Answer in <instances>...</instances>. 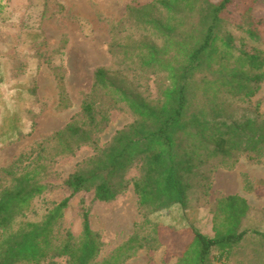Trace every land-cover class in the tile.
I'll return each instance as SVG.
<instances>
[{
  "label": "trees",
  "instance_id": "1",
  "mask_svg": "<svg viewBox=\"0 0 264 264\" xmlns=\"http://www.w3.org/2000/svg\"><path fill=\"white\" fill-rule=\"evenodd\" d=\"M263 12L264 0H151L145 7H130L128 19L140 25L142 34L115 40L116 71L96 70L93 93L80 118L52 137L60 158L73 156L82 146L96 151L65 180L69 196L52 207L39 205L49 188L38 169L20 170L17 163L28 161L27 155L0 176L10 183L0 187V264H59V259L94 264L102 242L91 229L90 209H82L78 239L62 229L64 211L84 191H93V202L114 201L129 188L126 175L137 164L140 176L133 189L144 217L148 210L186 206L194 177L206 164L234 170L244 156L250 165H264V112L256 106L250 117L248 106L242 108L264 82V18L258 15ZM129 70L163 75L158 97L131 90ZM59 89L60 106L68 108L62 77ZM101 95L110 106L124 105L134 116L104 149L99 135L109 118L97 106ZM244 183L250 190L246 176ZM248 211L239 197L219 201L210 219L214 236L190 226L176 264H230L233 250L249 232L261 242L255 254L257 249L264 256V234L242 228ZM147 225H152V239L142 235ZM164 230L145 218L100 264H121L138 250L154 251Z\"/></svg>",
  "mask_w": 264,
  "mask_h": 264
},
{
  "label": "rangeland",
  "instance_id": "2",
  "mask_svg": "<svg viewBox=\"0 0 264 264\" xmlns=\"http://www.w3.org/2000/svg\"><path fill=\"white\" fill-rule=\"evenodd\" d=\"M150 3L151 0H3L0 4V176L27 155L28 161L17 163L20 170L38 169L49 188L39 205L52 207L68 197L65 180L95 156L93 147L82 146L73 156L60 158L52 137L73 119L80 118L84 103L93 93L96 70L116 71L118 56L111 51L115 40L142 34L140 25L128 19V9ZM258 15L264 18V12ZM126 75L131 90L151 99L158 97L164 85L161 74L129 70ZM60 77L69 99L65 109L60 106ZM96 101L100 113L109 118L99 135V147L104 149L118 131L134 122V116L124 105L110 106L102 95ZM245 104L242 108L248 106L250 117H254L256 106L264 112V82L257 96ZM238 166L241 173L252 170L259 176L264 174V165L252 168L244 156ZM216 171L213 164L199 169L186 206L156 213L148 210L144 217L145 211L140 209L133 189L140 176L137 164L126 175L129 188L114 201L93 202V191L73 197L64 211L62 229L80 238L82 209L89 208L91 229L102 242L94 261L100 264L134 235L146 218L151 224L165 226L158 238L159 246L154 251L138 250L121 264H176L189 239L190 232L184 231L190 226L214 236L210 219L225 197L215 190ZM4 181L0 180V187L10 184ZM248 182L251 183L249 178ZM262 183L258 184L257 193L262 191ZM260 200L258 194V203ZM142 235L152 239V225L145 226ZM260 244L253 243L258 250ZM257 249L255 255L240 264H264V256ZM57 262L67 264L66 259Z\"/></svg>",
  "mask_w": 264,
  "mask_h": 264
},
{
  "label": "crops",
  "instance_id": "3",
  "mask_svg": "<svg viewBox=\"0 0 264 264\" xmlns=\"http://www.w3.org/2000/svg\"><path fill=\"white\" fill-rule=\"evenodd\" d=\"M241 162V161H240ZM240 162L238 165H240ZM236 166L234 170H218L214 173V185L217 192L223 193V199L236 196L244 200L249 208L246 217L243 219L242 228L244 230H254L264 234V187L260 193L256 192L259 183L264 181V174L262 176L253 173L254 171H246L241 173L240 167ZM263 165H252L253 167ZM244 176L251 180V189L245 188ZM258 194L261 200L257 201ZM259 239L255 234L249 232L244 240L233 250L230 264H238L242 257L254 255L255 246L253 243Z\"/></svg>",
  "mask_w": 264,
  "mask_h": 264
}]
</instances>
